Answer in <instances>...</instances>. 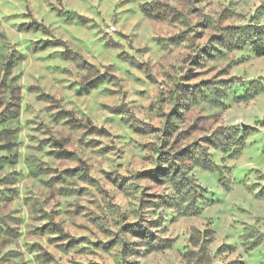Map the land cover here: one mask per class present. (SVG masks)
Wrapping results in <instances>:
<instances>
[{"label": "rangeland", "instance_id": "374dc122", "mask_svg": "<svg viewBox=\"0 0 264 264\" xmlns=\"http://www.w3.org/2000/svg\"><path fill=\"white\" fill-rule=\"evenodd\" d=\"M249 25L264 0H0V264H264Z\"/></svg>", "mask_w": 264, "mask_h": 264}, {"label": "trees", "instance_id": "16d2710c", "mask_svg": "<svg viewBox=\"0 0 264 264\" xmlns=\"http://www.w3.org/2000/svg\"><path fill=\"white\" fill-rule=\"evenodd\" d=\"M247 36L244 40V42H250L255 54L257 55H264V28L261 29V28H258V27H253V26H250L249 25V31L246 32ZM186 178L184 180H180L177 182L176 184V191H177V194H179V201L177 204H179V206H181V204L183 202H185L188 198V194H189V191L191 189H187V185L189 184V180L187 179L186 181ZM178 200V199H177ZM195 202V201H193ZM191 203V205H193V208L187 206L185 207V209L187 211H191L193 210V212H197V206H196V203ZM182 210V209H181ZM186 212V211H185ZM56 226H57V230H59V232H63L61 228H59V225L56 223Z\"/></svg>", "mask_w": 264, "mask_h": 264}]
</instances>
